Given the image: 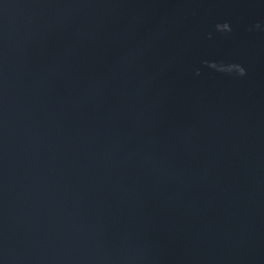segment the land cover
<instances>
[{
    "label": "water",
    "instance_id": "95a60500",
    "mask_svg": "<svg viewBox=\"0 0 264 264\" xmlns=\"http://www.w3.org/2000/svg\"><path fill=\"white\" fill-rule=\"evenodd\" d=\"M0 264H264V0H0Z\"/></svg>",
    "mask_w": 264,
    "mask_h": 264
}]
</instances>
